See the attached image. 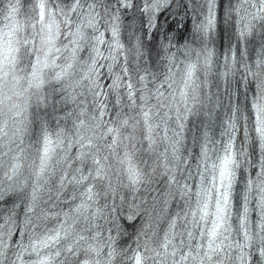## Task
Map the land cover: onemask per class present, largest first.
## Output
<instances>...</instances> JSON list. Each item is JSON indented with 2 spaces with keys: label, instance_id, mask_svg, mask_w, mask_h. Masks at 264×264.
Here are the masks:
<instances>
[{
  "label": "clouds",
  "instance_id": "obj_1",
  "mask_svg": "<svg viewBox=\"0 0 264 264\" xmlns=\"http://www.w3.org/2000/svg\"><path fill=\"white\" fill-rule=\"evenodd\" d=\"M0 264H264V0H0Z\"/></svg>",
  "mask_w": 264,
  "mask_h": 264
}]
</instances>
